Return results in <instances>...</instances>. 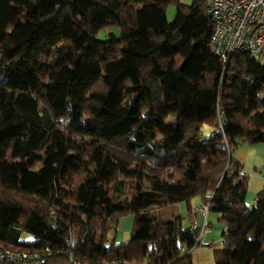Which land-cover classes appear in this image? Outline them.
Listing matches in <instances>:
<instances>
[{
	"label": "trees",
	"instance_id": "16d2710c",
	"mask_svg": "<svg viewBox=\"0 0 264 264\" xmlns=\"http://www.w3.org/2000/svg\"><path fill=\"white\" fill-rule=\"evenodd\" d=\"M211 31L203 0H0V246L193 264L201 228L150 211L184 203L190 219L199 197L223 224L214 264H264V186L249 206L234 158L264 145V61H224Z\"/></svg>",
	"mask_w": 264,
	"mask_h": 264
},
{
	"label": "built area",
	"instance_id": "2783aa9c",
	"mask_svg": "<svg viewBox=\"0 0 264 264\" xmlns=\"http://www.w3.org/2000/svg\"><path fill=\"white\" fill-rule=\"evenodd\" d=\"M203 3L211 20L209 46L215 55L227 61L231 56L248 53L264 61V0H203ZM197 210L206 214L208 202ZM47 251L0 246V264H46ZM70 263L75 264L71 260Z\"/></svg>",
	"mask_w": 264,
	"mask_h": 264
},
{
	"label": "crops",
	"instance_id": "0c3cea01",
	"mask_svg": "<svg viewBox=\"0 0 264 264\" xmlns=\"http://www.w3.org/2000/svg\"><path fill=\"white\" fill-rule=\"evenodd\" d=\"M234 158L240 164V176L247 177L245 200L247 201L248 197V203L253 205L257 193L264 186V145H240L234 153ZM203 203L205 201L199 197L191 200L190 219L187 217V205L184 203L166 206L165 209H171V220L181 217L183 227H188L190 224H193L201 228L199 245L191 252L193 264H214L213 250L221 246L220 234L223 229V224L219 221V215L216 212L208 210L206 214H203L197 210ZM160 210L159 208H155L158 216L161 214ZM126 223L128 224V221ZM203 226L206 227L204 231H202Z\"/></svg>",
	"mask_w": 264,
	"mask_h": 264
},
{
	"label": "rangeland",
	"instance_id": "374dc122",
	"mask_svg": "<svg viewBox=\"0 0 264 264\" xmlns=\"http://www.w3.org/2000/svg\"><path fill=\"white\" fill-rule=\"evenodd\" d=\"M180 3L184 6H189L191 5V3L194 1V0H179ZM176 14V5L175 4H170L167 8H166V19L167 21L171 22L174 18ZM104 33V31H103ZM99 37H101L99 35ZM209 133H208V129L206 127L203 128V136L206 137L208 136ZM263 145V144H262ZM40 164L39 163H36L32 168L33 169H37L38 166ZM166 179L167 180H176L177 177L179 178L180 175L178 172H174V171H171V172H167L166 175H165ZM81 178H76L75 181H74V184L75 183H78L79 180ZM146 186V184H145ZM128 191V188H125V191H124V194ZM249 201V198L247 197V201L246 203L249 204V206H251L252 204L251 203H248ZM166 207H163V208H159L161 209L160 211V215L158 216V213L155 212V208H152L151 209V216L156 219V220H159V221H169L171 220V216H172V212H171V209L168 208V209H165ZM165 209V210H164ZM133 216L128 214V215H125V216H122L118 219V224H117V232H116V237H115V242L117 244H120V243H125L129 240L130 238V232L132 230V227H133ZM126 221H128V224L126 223ZM21 240L26 242V243H34V240L35 238L32 237L31 235H28V234H23L22 237H21Z\"/></svg>",
	"mask_w": 264,
	"mask_h": 264
}]
</instances>
